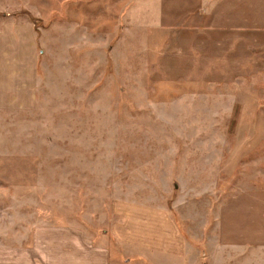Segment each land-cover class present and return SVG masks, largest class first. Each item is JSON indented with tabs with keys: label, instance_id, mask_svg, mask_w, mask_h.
Listing matches in <instances>:
<instances>
[{
	"label": "rangeland",
	"instance_id": "1",
	"mask_svg": "<svg viewBox=\"0 0 264 264\" xmlns=\"http://www.w3.org/2000/svg\"><path fill=\"white\" fill-rule=\"evenodd\" d=\"M0 30L34 65L0 112L33 215L115 249L171 221L191 264H264V0H0Z\"/></svg>",
	"mask_w": 264,
	"mask_h": 264
},
{
	"label": "crops",
	"instance_id": "2",
	"mask_svg": "<svg viewBox=\"0 0 264 264\" xmlns=\"http://www.w3.org/2000/svg\"><path fill=\"white\" fill-rule=\"evenodd\" d=\"M15 48L14 33L11 39L0 33V112L29 109L35 94L34 65L31 60L17 62ZM21 70L23 80L17 79ZM13 171L0 169V264H139L142 248L154 256L168 254L180 258V264H191L190 250L179 243L171 221L167 235L162 232L146 239L122 236L114 228L111 234L119 246L115 249L108 233L91 234L78 223L61 224L47 215H33L30 185L8 181Z\"/></svg>",
	"mask_w": 264,
	"mask_h": 264
}]
</instances>
